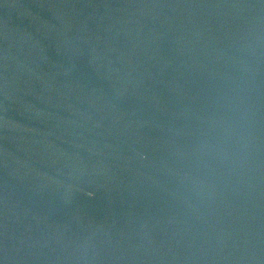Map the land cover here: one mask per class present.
<instances>
[{"label":"water","instance_id":"95a60500","mask_svg":"<svg viewBox=\"0 0 264 264\" xmlns=\"http://www.w3.org/2000/svg\"><path fill=\"white\" fill-rule=\"evenodd\" d=\"M0 264H264V0H0Z\"/></svg>","mask_w":264,"mask_h":264}]
</instances>
